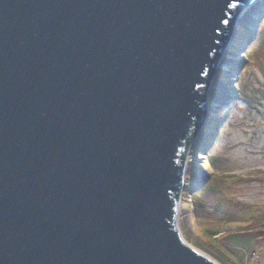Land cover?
I'll return each mask as SVG.
<instances>
[{"label": "water", "instance_id": "water-1", "mask_svg": "<svg viewBox=\"0 0 264 264\" xmlns=\"http://www.w3.org/2000/svg\"><path fill=\"white\" fill-rule=\"evenodd\" d=\"M251 1L0 0V264H218L174 194Z\"/></svg>", "mask_w": 264, "mask_h": 264}, {"label": "rangeland", "instance_id": "rangeland-1", "mask_svg": "<svg viewBox=\"0 0 264 264\" xmlns=\"http://www.w3.org/2000/svg\"><path fill=\"white\" fill-rule=\"evenodd\" d=\"M241 9L235 15L229 43L222 48L210 76L206 112L190 144L195 149L190 147L186 152V156L194 160V166L188 168L187 178L181 187L180 202L185 216L177 222L176 216L174 218L176 230L183 239L213 261L202 250L211 248L208 243L213 238L207 236V232L215 231L214 238L218 239L225 232L238 228L242 223L241 215H253L254 210L264 211V45H259L264 38V28L259 36L257 33L260 24H264V0L249 10L244 19H240ZM261 13V20L258 21ZM243 37L245 39L242 40ZM236 40L238 44L232 45ZM256 57L262 59L261 64L246 59L256 61ZM220 61L222 64H219ZM245 67L247 75L243 78L240 71ZM224 102L228 107L222 110ZM208 122L211 124L207 134L216 132L217 135L212 137L211 146L198 154L196 150L202 145L197 140L203 135L202 129L207 127ZM213 147L217 156L214 169L231 178L220 177L225 184H217L211 189L202 186L212 172L206 153ZM235 176L243 180L236 181ZM190 183L193 187L191 193L188 189ZM194 193L195 198L190 197ZM219 194L224 198L220 200ZM236 203L242 205L240 209L234 208ZM245 209L251 212L242 213ZM257 246L258 252H253L243 264H264V243Z\"/></svg>", "mask_w": 264, "mask_h": 264}, {"label": "trees", "instance_id": "trees-1", "mask_svg": "<svg viewBox=\"0 0 264 264\" xmlns=\"http://www.w3.org/2000/svg\"><path fill=\"white\" fill-rule=\"evenodd\" d=\"M237 11L238 10L236 9L234 11V15H232L230 20L227 22L228 23L227 24L228 34L230 31V24H231V22L235 16V14L237 13ZM263 28H264V24L262 22L260 24L259 30L257 32L258 36L261 33ZM243 39H245V38L243 37L242 40ZM259 40H260V38H259ZM258 43H259V41H258ZM237 44H238V40H236L234 43H232V45H234V46H236ZM259 45H261V46L264 45V38H261V43H259ZM246 59L248 60V62H251V63H258V64L262 63V59H257V57L255 58L256 61L254 59L251 60L250 58H246ZM240 74H243L242 76H243V78H245V75H247L246 67L243 68V71L241 69ZM199 89L201 91H203V90H205V86H202ZM218 119L219 118H217L216 121ZM210 124L211 123L208 122L207 127L202 129L203 135L197 140L199 142V144L202 145V148L198 147L197 148L198 150H196V153H198V154L206 151L207 148H209L212 144L211 143L212 137H214V135H217L216 132H214L215 134H213V135L207 134V131H208V128L210 127ZM219 138H220V135L217 136L215 138V140L218 141ZM205 141H207V142H205ZM187 146H189L188 143L183 144L182 150ZM191 149L194 150L195 148L191 147ZM194 152L195 151H192L191 153H194ZM182 156H183V152L178 151V153L176 155V162H177V165H180V167L182 165V159H183ZM206 158H209L208 164L212 165V168H211L212 172H211L210 178H208L207 182H205V183L203 181L200 182V184L203 182L202 187H206V188L210 187L211 189H213L214 186L217 184H225V182H222L223 179L220 177H222V176L227 177V178H231V177L228 174H225L223 172H220V171H217L214 169V163H215V160L217 159V156L214 154V147L211 150L209 149V151H207ZM190 166H192V167L194 166V160L191 158V156H190V159L188 160V168H190ZM188 171H189V169H188ZM185 174L188 175V173H185ZM235 177H236V179H235L236 181L243 180L240 176H235ZM189 187L191 189L192 184H190ZM174 196L177 197V193H175ZM190 197L195 198V193L193 195H191ZM219 197H220V200L224 198V196H222V198H221V194H219ZM241 206L242 205L240 203H236L234 205V208L240 209ZM241 212L246 214V213H249L251 211H249L248 209H245V210H242ZM252 214L253 215H241L242 223L239 224L238 228L225 232L218 239L214 238V235L216 234L215 231L211 230V231H209V233L207 232V236H209L210 238H213V239H210L209 243H208L211 246V248L205 249V250L202 249V250L206 254H208L210 257H212L215 261H217L219 264H243V262H245L247 260V258L251 256V254L253 252L254 253L258 252L259 247L257 245H261V243H264V211L260 212V211L254 210V211H252ZM229 216H233V215L230 214ZM223 217H225V216L223 215ZM196 247H198V246H196Z\"/></svg>", "mask_w": 264, "mask_h": 264}, {"label": "bare ground", "instance_id": "bare-ground-1", "mask_svg": "<svg viewBox=\"0 0 264 264\" xmlns=\"http://www.w3.org/2000/svg\"><path fill=\"white\" fill-rule=\"evenodd\" d=\"M259 1H261V0H252L248 5H246V6H243L242 7V9H241V16H240V19H244V17H246V15L248 14V12H249V10H252V8H255L256 6H257V4H258V2ZM252 15H253V13H252ZM219 64H222L221 63V61H220V63ZM212 85V83H210V86ZM207 89H208V85L206 86V92H207ZM228 107V105H227V102H224V104H222L221 105V108L220 109H222V110H225L226 108ZM190 147H191V145H190V143H189V146H187V149H186V152L190 149ZM187 154V153H186ZM190 159V157L189 156H186L185 155V162H184V167H183V175H182V183H183V181H184V179H185V177H186V172L188 171V160ZM187 178V177H186ZM191 184V183H190ZM190 184H188V185H190ZM182 187V186H181ZM180 187V191L178 192V194H179V196H177L178 198H177V203H176V218H175V221L177 222L179 219H181V217H183V216H185L184 214V209L182 208V206H181V202H180V198H181V194H182V191H183V188H181ZM193 187H191V190H193L192 189ZM189 189V191H190V187L188 188ZM195 191V190H194ZM190 193H191V191H190ZM177 232H178V230H177ZM179 233V232H178ZM179 235L181 236V234L179 233ZM182 237V236H181ZM182 239H183V237H182ZM184 240V239H183ZM184 242H185V240H184Z\"/></svg>", "mask_w": 264, "mask_h": 264}]
</instances>
